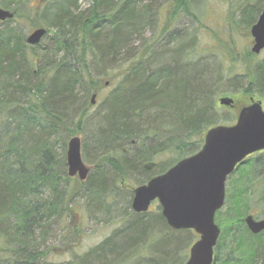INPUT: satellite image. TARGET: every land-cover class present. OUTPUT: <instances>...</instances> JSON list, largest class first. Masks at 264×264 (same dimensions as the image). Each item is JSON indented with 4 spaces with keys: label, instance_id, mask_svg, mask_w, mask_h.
<instances>
[{
    "label": "trees",
    "instance_id": "16d2710c",
    "mask_svg": "<svg viewBox=\"0 0 264 264\" xmlns=\"http://www.w3.org/2000/svg\"><path fill=\"white\" fill-rule=\"evenodd\" d=\"M206 1L91 0L82 10L78 0H0V8L13 14L0 22V264H52L45 243L76 236L67 220L79 196L88 213L122 225L69 264H185L193 231L171 230L159 207L133 213V189L124 202L131 164L125 148L139 147L138 167L132 162V168L141 186L151 179L141 174L157 167L156 155L170 153L175 163L193 156L206 131L232 125L235 110L250 98L264 104V56L257 59L248 48L238 55L235 46L222 43L224 59L209 51L195 60L190 57L195 36L174 32L166 43L170 51L157 50L162 64L156 66L154 47L167 34L168 22L183 17L196 24ZM227 2L229 31L231 22L250 29L264 9V0ZM19 21L46 30L38 45L26 43ZM235 64L244 74H233ZM112 70L109 80L120 82L104 101L106 127L97 128L87 180L74 183L66 174V141L83 132L88 98L99 90L98 77ZM221 96L234 99L223 112L216 106ZM260 162L248 159L227 181L224 205L215 216L220 236L213 264H264V233L252 235L244 224L254 196L264 218V178L256 176L264 169ZM146 164L153 167L147 170Z\"/></svg>",
    "mask_w": 264,
    "mask_h": 264
},
{
    "label": "water",
    "instance_id": "95a60500",
    "mask_svg": "<svg viewBox=\"0 0 264 264\" xmlns=\"http://www.w3.org/2000/svg\"><path fill=\"white\" fill-rule=\"evenodd\" d=\"M13 14L0 8V22L10 20ZM252 45L250 53L259 55L264 50V9L250 28ZM46 30L38 28L29 33L26 43L38 45ZM96 94L90 97L94 105ZM249 104L236 113L233 125L215 126L204 135L201 149L182 159L163 174L133 189L131 210L135 214L147 213L157 202L167 226L173 231L190 230L198 239L191 245L185 264H212L214 248L220 229L215 223L216 213L225 201V183L238 165L249 156L264 151V109L260 100L250 98ZM233 99L220 97L222 108L233 106ZM66 174L84 183L90 167L81 156V139L71 137L67 142ZM153 164H146L149 170ZM244 224L252 235L264 233V219L244 218Z\"/></svg>",
    "mask_w": 264,
    "mask_h": 264
},
{
    "label": "rangeland",
    "instance_id": "374dc122",
    "mask_svg": "<svg viewBox=\"0 0 264 264\" xmlns=\"http://www.w3.org/2000/svg\"><path fill=\"white\" fill-rule=\"evenodd\" d=\"M91 0H78V4L82 10L87 9L90 6ZM234 7V6H233ZM203 13L200 14L199 19L196 24H193L192 21L189 19L180 17L178 20H173L172 22H168L167 29L168 32L166 35H164L162 38H160V42L158 45L154 47V51L156 53H160V55L168 53L172 47L169 45H166L167 42L171 40V36H173L174 32H178L180 36H195V46L192 48V55L191 58H194L195 60L200 59L201 54L207 53L209 51H216L220 53V56L218 53H215V56L213 55H206L205 57L210 60L208 56L213 58H223V56L226 55L225 53V47H236V54L241 55L242 52L248 48L250 51L251 45H252V39L250 37L249 30H245L240 25L231 22L233 26V30L229 31V25L227 23L228 21V2L227 0H208L202 5ZM168 10V9H167ZM167 10H165L164 14H166ZM30 16H32L31 12H28ZM237 16V15H236ZM235 20V17H234ZM19 26L23 29L24 34L27 36L29 33H31L33 30L37 28H31L29 27L25 22L19 21ZM148 33L146 36L148 37ZM188 36L187 38H189ZM187 39L186 41H188ZM222 43H224L226 46L221 47ZM45 45V42L43 41V46ZM49 45H46V48H49ZM221 47V48H220ZM158 48V49H157ZM156 49V50H155ZM158 50V51H157ZM187 50V49H186ZM186 50H184L186 52ZM191 50V49H189ZM194 52V54H193ZM224 52V53H221ZM156 54V58H159V54ZM264 56V51H262L259 55L256 56L257 59H261ZM224 59V58H223ZM192 60V61H195ZM158 62L159 59H158ZM161 65L162 63H156L157 65ZM179 65H185L184 61L180 60ZM117 66V65H116ZM126 65H124L125 67ZM226 69H229L231 66L225 63ZM233 68V74H244L243 67L240 64H235L232 66ZM122 69V68H121ZM92 74H94V71H91ZM116 70H112L109 76L98 77V92H96V98L94 105H89L90 97L88 98V111H87V118L85 120V124L83 127V132L76 133V135L81 139L82 145L86 146V149H81V156L82 160L85 165L92 166L90 162L94 161L95 157V144H96V134H97V128L98 126L100 128L106 127V119L101 118L102 115H104V101L110 96V94L116 89L118 83L120 82L119 79H114L112 82L109 80L112 78L113 74L115 75ZM231 74V75H233ZM221 97H229L233 99L232 96H221ZM220 97H216V106L218 110L222 111L224 108H222L218 104V99ZM234 101V99H233ZM263 104V103H262ZM242 107V105H241ZM264 107V104H263ZM121 111V110H120ZM238 112V110H235V115ZM101 118V119H100ZM167 118V117H166ZM100 119V120H99ZM169 119H164V122L167 123ZM174 123L178 120L176 118L173 119ZM176 126V124H175ZM75 136V135H74ZM71 137H69L66 141L67 142ZM129 148V149H128ZM137 147H126L125 149L129 150L127 153L128 160H130L131 164H127L126 167L129 169L125 172L124 176V191L122 192V196L124 198V202L127 200V195H129V191L135 187L140 186V181L135 180L137 179V175L133 172L132 168V162H134V165H137L138 167V161H135L134 155L136 151L138 150ZM64 154H66V149L64 151ZM87 156V158L85 157ZM263 156V157H262ZM260 158L261 162L264 161V153L263 154H256L249 159H256ZM174 156H172L170 153L165 154H159L156 155L153 158V162L156 163L157 167L154 169V171L151 172H143L141 167L138 169L140 173H142V178H152L154 176H157L162 171H167L172 164L175 163V160L173 159ZM260 162V163H261ZM247 163V162H246ZM246 163L243 165L245 166ZM259 163V165H261ZM145 173V174H144ZM257 178H264V169H261V167L258 168ZM237 174H233L227 181L229 182L231 178H236ZM147 178V179H148ZM144 179V180H145ZM75 182H79L78 180L74 179ZM147 181V180H145ZM226 182V186L228 184ZM116 186L119 187V183H116ZM225 186V187H226ZM127 189V190H126ZM126 190V191H125ZM82 196H79L75 203L71 206L72 212L71 217L68 218L67 224L70 228V231L74 233L76 236L72 239H62V237H58L56 239L50 240V242L45 243V247H50L49 250L45 252L46 259L50 260L52 264H69L71 263V260L73 258L81 257L83 254H85L88 250L94 248L98 244H100L105 238H108L116 229L120 228L122 223L117 220H109L108 216L99 215L98 217H95V215H92L91 213H88L87 208L84 205V200L81 198ZM254 203L252 204V210L251 215L256 220H261L262 217L258 215L259 212H261L262 205L260 202H258L257 196H254ZM256 205V206H255ZM158 204L156 202L152 203V205L149 208V212L154 213L157 209ZM160 208V207H159ZM117 211H120L117 210ZM114 210L113 212H117ZM112 216V213L109 215ZM216 216V215H215ZM60 233L63 222H60ZM59 224L56 226L57 230L59 227ZM75 230H77L75 232ZM193 233V232H192ZM193 241L188 247V253L191 245L197 240V236L193 233ZM74 243V244H70ZM69 244V245H68ZM188 257V254H187ZM187 261V259H186Z\"/></svg>",
    "mask_w": 264,
    "mask_h": 264
}]
</instances>
